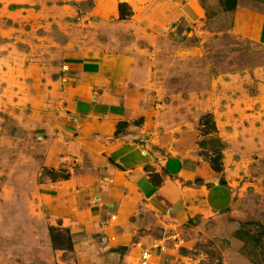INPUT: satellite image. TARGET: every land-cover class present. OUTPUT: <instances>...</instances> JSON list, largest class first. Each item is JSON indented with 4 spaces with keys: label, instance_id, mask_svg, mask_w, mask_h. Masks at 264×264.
Listing matches in <instances>:
<instances>
[{
    "label": "rangeland",
    "instance_id": "1",
    "mask_svg": "<svg viewBox=\"0 0 264 264\" xmlns=\"http://www.w3.org/2000/svg\"><path fill=\"white\" fill-rule=\"evenodd\" d=\"M234 4L0 0V264H264V45ZM110 151L185 196L106 180Z\"/></svg>",
    "mask_w": 264,
    "mask_h": 264
},
{
    "label": "crops",
    "instance_id": "2",
    "mask_svg": "<svg viewBox=\"0 0 264 264\" xmlns=\"http://www.w3.org/2000/svg\"><path fill=\"white\" fill-rule=\"evenodd\" d=\"M234 5L235 21L241 24L243 35L253 42L264 45V0H235ZM94 109L96 111L105 109L106 120L109 121L100 125L99 129L106 134L111 130L112 124H109L113 118L111 116L118 115V103H101L95 105ZM115 152L119 158H115L111 151L107 152V155L115 159L114 164L119 163L120 169L104 165L106 180L120 185L124 179L125 184L134 188L139 197L157 208H166V210L175 208L185 196V189L176 178H179V174L172 179L164 177L162 181H153L140 164L141 158L134 152Z\"/></svg>",
    "mask_w": 264,
    "mask_h": 264
},
{
    "label": "trees",
    "instance_id": "3",
    "mask_svg": "<svg viewBox=\"0 0 264 264\" xmlns=\"http://www.w3.org/2000/svg\"><path fill=\"white\" fill-rule=\"evenodd\" d=\"M122 6H124L123 4L122 5H120V7H119V14H120V18L121 19H126L128 16H130V14H125L124 12H123V8H122Z\"/></svg>",
    "mask_w": 264,
    "mask_h": 264
}]
</instances>
